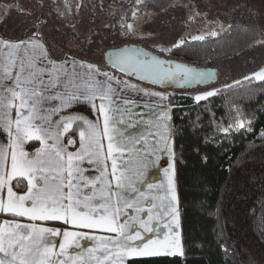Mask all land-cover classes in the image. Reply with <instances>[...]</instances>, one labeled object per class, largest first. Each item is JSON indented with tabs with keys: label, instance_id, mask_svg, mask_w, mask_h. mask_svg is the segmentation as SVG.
Returning a JSON list of instances; mask_svg holds the SVG:
<instances>
[{
	"label": "crops",
	"instance_id": "obj_1",
	"mask_svg": "<svg viewBox=\"0 0 264 264\" xmlns=\"http://www.w3.org/2000/svg\"><path fill=\"white\" fill-rule=\"evenodd\" d=\"M109 85L121 104V113L110 117V128L99 118L81 117L83 108L65 114L73 97L90 100ZM126 100L135 101L127 112ZM172 118L166 91L119 79L78 59L55 62L35 40L0 38V213L15 217L0 218L4 246L11 251L15 243L16 253L29 264H57V258L64 264H123L121 257L137 248L162 250L172 239L169 230L159 223L147 230L133 223L140 213L129 206L140 207L145 194L155 195L150 189L168 182L175 164L168 138ZM68 134L76 136V150L68 149ZM109 134H114L112 148L105 139ZM31 142L39 143L33 151ZM18 178L27 181L25 193L13 188ZM152 204L147 200L148 208ZM152 228L160 229L158 237Z\"/></svg>",
	"mask_w": 264,
	"mask_h": 264
},
{
	"label": "trees",
	"instance_id": "obj_2",
	"mask_svg": "<svg viewBox=\"0 0 264 264\" xmlns=\"http://www.w3.org/2000/svg\"><path fill=\"white\" fill-rule=\"evenodd\" d=\"M174 1L130 0L110 5L102 0H0V8L9 7L0 19V38L35 40L55 62L78 59L128 79L110 69L101 54L130 33L136 15L163 11ZM263 36L261 28L234 23L215 36L188 42L163 56L213 67L248 55ZM201 88L205 87L154 88L173 91L174 155L186 264H264V138L260 137L264 132V78L221 86L198 101L196 93ZM65 143L70 150L78 147L73 134L66 136ZM38 146L31 142L28 149ZM13 188L25 193L27 181L15 179ZM0 218L15 219L9 215ZM141 264L181 261L159 259Z\"/></svg>",
	"mask_w": 264,
	"mask_h": 264
},
{
	"label": "rangeland",
	"instance_id": "obj_3",
	"mask_svg": "<svg viewBox=\"0 0 264 264\" xmlns=\"http://www.w3.org/2000/svg\"><path fill=\"white\" fill-rule=\"evenodd\" d=\"M111 2L124 4L126 1ZM8 8L7 5L0 8V19L5 18ZM50 22L54 24L52 19ZM144 22H147V26ZM234 23L258 27L264 32V0H176L161 12L137 15L130 34L121 37L117 46L141 45L164 54L188 42L215 36ZM54 28L55 26L52 29L53 33L56 30ZM244 54L214 64L212 68L217 70L218 81L198 89L197 100L212 96L221 86L234 84L243 79L258 81L263 79L264 36L248 55ZM207 68L211 67L207 65Z\"/></svg>",
	"mask_w": 264,
	"mask_h": 264
},
{
	"label": "snow or ice",
	"instance_id": "obj_4",
	"mask_svg": "<svg viewBox=\"0 0 264 264\" xmlns=\"http://www.w3.org/2000/svg\"><path fill=\"white\" fill-rule=\"evenodd\" d=\"M112 56H123L125 53L115 52L110 53ZM131 70L134 72V79H140L143 82H151V83H160L162 84V78L165 74V69L159 67L158 64L152 61H139L134 63L131 66ZM127 74V73H125ZM208 75H211L210 73ZM118 92V90H116ZM69 107L65 109V114L71 115L72 109L83 108L86 112H82L79 115L85 119H90L92 122H96L97 118L104 124L105 128L111 127L110 117L114 114L121 113V104L116 100V93L113 92L111 85H109L108 89L101 95H97L92 99L85 98H76L73 97L68 101ZM135 101L126 100L124 101L125 107L123 111L127 112L128 107L134 104ZM137 107H140L137 105ZM131 115L134 116H146L144 112H133ZM122 122V119H121ZM74 126V125H73ZM73 126L71 131H73ZM132 127L135 125L132 124ZM171 128V125L169 126ZM243 127V125H241ZM252 129L249 128V131ZM70 131V132H71ZM223 131L227 132V129ZM115 129H113V133ZM151 135H155V133H151ZM260 137L264 138V132L260 133ZM169 140L172 143V153L173 160L175 162V145H174V134L169 131ZM108 141V147L112 148V141L114 140V134H109L105 137ZM167 151V148L165 149ZM199 154V153H198ZM117 153H113L112 162L115 164L116 172L119 173L121 171V165L119 161L116 160ZM86 163H93V161L88 160ZM202 162H206V157L202 158ZM95 171V168L92 169ZM87 171V169H85ZM168 182L165 185L158 186L155 189H150V192H155V195L145 194L146 199L143 205L140 207L129 206L132 207L133 211H138L140 213V219L136 220L132 219L133 223H140L144 225L145 230L149 228L151 224L159 223L163 228L168 229V236L172 237L171 240H165V247L162 250H156L152 252H146L142 249L137 248L135 252H132L126 256L121 257L123 264H141L143 261H151V260H159V259H169V260H179L181 264H186L187 253L185 251V242H184V232H183V223L182 216L180 213L181 201L179 197L178 191V183H177V172L175 164L167 173ZM123 179V177H121ZM116 187H120L119 181L116 182ZM154 190V191H153ZM153 200V204L151 208L146 206L147 200ZM2 216H7V213H0ZM126 215L128 213L126 212ZM147 215L149 217L148 221L145 222L143 217ZM127 227V225H124ZM159 236V228H152ZM151 235V232L149 233ZM176 237H179V249L175 248L176 245ZM143 238V237H141ZM133 244L135 241L132 242ZM17 245L13 243L11 245V251H9L5 246L2 239H0V264H29L26 259H21L16 253ZM125 252L129 250L125 247ZM226 251V248L223 249ZM11 256V260H5L4 256ZM57 264H64L62 259L57 258ZM89 264H93V262H89Z\"/></svg>",
	"mask_w": 264,
	"mask_h": 264
},
{
	"label": "water",
	"instance_id": "obj_5",
	"mask_svg": "<svg viewBox=\"0 0 264 264\" xmlns=\"http://www.w3.org/2000/svg\"><path fill=\"white\" fill-rule=\"evenodd\" d=\"M115 52H122L125 55L119 57L109 55ZM102 59L110 69L117 71L128 79L142 85L163 90H193L215 84L218 81L217 70L215 68L198 67L180 60L167 59L142 46L133 44L109 49L102 54ZM139 61H152L165 69L162 84L134 79V72L131 70V66ZM209 73L211 75H208Z\"/></svg>",
	"mask_w": 264,
	"mask_h": 264
},
{
	"label": "flooded vegetation",
	"instance_id": "obj_6",
	"mask_svg": "<svg viewBox=\"0 0 264 264\" xmlns=\"http://www.w3.org/2000/svg\"><path fill=\"white\" fill-rule=\"evenodd\" d=\"M115 1V0H114ZM126 2L124 3V4H127V3H129L130 2V0H125ZM119 2H121V0H119ZM102 3H104V4H110V5H122V4H116V3H113V2H111V0H102ZM161 12V11H160ZM151 13H157V12H150V13H146V14H151ZM146 14H143V15H146ZM135 17H137V15L135 16ZM135 17H134V20H135ZM134 22V21H133ZM133 24V23H132ZM144 25H146L147 26V22H144ZM130 34V33H129ZM128 34V35H129ZM125 36H127V35H125ZM123 37V36H122ZM120 40H121V38H120ZM125 46V45H124ZM137 46H141V45H137ZM142 47H144V48H146L147 50H149V51H151V52H153V53H155V54H157V55H159V56H161V57H165V58H167L166 56H163V55H165L167 52H164V54H160V53H158V51H156V50H153V49H150V48H147V47H145V46H142ZM116 48H119L118 46H116ZM177 48V47H176ZM111 49H114V48H111ZM109 50V49H108ZM107 51V50H106ZM168 59V58H167Z\"/></svg>",
	"mask_w": 264,
	"mask_h": 264
},
{
	"label": "built area",
	"instance_id": "obj_7",
	"mask_svg": "<svg viewBox=\"0 0 264 264\" xmlns=\"http://www.w3.org/2000/svg\"><path fill=\"white\" fill-rule=\"evenodd\" d=\"M169 94H170V95H172V94H173V91H172V90H171V91H169Z\"/></svg>",
	"mask_w": 264,
	"mask_h": 264
}]
</instances>
